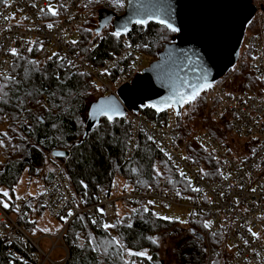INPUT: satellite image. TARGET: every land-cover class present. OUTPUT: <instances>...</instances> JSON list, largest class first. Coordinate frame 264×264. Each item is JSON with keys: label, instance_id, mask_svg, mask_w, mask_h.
<instances>
[{"label": "built area", "instance_id": "2783aa9c", "mask_svg": "<svg viewBox=\"0 0 264 264\" xmlns=\"http://www.w3.org/2000/svg\"><path fill=\"white\" fill-rule=\"evenodd\" d=\"M105 1L1 0L0 82L10 74L15 55L25 54L33 45H38L32 61L43 64L55 57L71 74L85 76L96 98L116 97L117 90L131 85L145 66L143 54L126 40L120 42L116 53L98 64L81 56L78 31L89 24L99 8L107 7ZM250 4L254 14L245 24L242 52H238L235 63L219 79L206 87L203 96L210 120L218 122L225 118L231 137L245 142L242 155L234 156L227 143H219L207 132H196L195 142L215 162L216 177L206 179L184 157V144L176 131L177 114L172 107L162 110L165 118L160 121L149 119L139 110L125 111L123 119L129 132L123 160L130 158L137 137L142 134L168 159L183 185L168 188L164 180H159L154 186L128 188L114 197L98 194L92 204L79 208L64 174L56 170L44 185L40 198L44 214L62 224L53 236H27L0 207V240L18 248L16 257L20 261L56 264L49 256L62 245V234L76 216L98 219L103 229H110L115 225L116 209L139 204L151 212L153 209H183L187 222L202 227L201 243L208 259L214 256L209 244L216 240L228 254L226 264H264V0H250ZM50 9L57 14L52 15ZM108 9L120 15L123 6L118 11ZM252 19L255 24L249 27ZM97 45L98 40H94L86 55H94ZM243 62L256 85L248 79L242 80L241 91L237 88V79ZM230 85L236 91L226 92V86ZM105 225L112 226L106 228ZM43 239L49 240L47 251L39 247ZM62 251L64 263L66 252ZM129 263L145 264L137 258Z\"/></svg>", "mask_w": 264, "mask_h": 264}, {"label": "trees", "instance_id": "16d2710c", "mask_svg": "<svg viewBox=\"0 0 264 264\" xmlns=\"http://www.w3.org/2000/svg\"><path fill=\"white\" fill-rule=\"evenodd\" d=\"M90 22L78 31V49L84 59L94 64L116 53L122 40L136 45L140 53L152 60L174 36L165 27L153 23L132 25L122 37L112 31L97 36L94 33L97 25ZM94 40H98L94 55L87 56ZM37 50L38 45H33L27 53L15 55L10 74L0 82V207L27 236L32 238L36 232L35 220L26 219L32 216V210L28 201L18 204L12 189L23 174L31 175L34 169H39L47 156L54 167L42 177V190L53 172L60 170L79 208L92 204L98 194L117 196L116 177L122 181L120 193L128 188L154 186L159 180H164L168 188L183 185L168 159L142 134L138 135L130 158L123 160L129 132L123 118L110 121L101 117L84 134L82 114L86 102L90 95L94 101L97 99L88 79L71 74L55 57L43 64L35 63L32 58ZM241 65L237 88L242 91V80L248 79L253 85L256 82L250 78L246 63ZM192 103V109H183L175 116L176 131L184 144V157L204 178L213 179L215 162L195 142L194 134L204 131L226 144V135L230 138L228 127L225 118L218 122L210 120L202 96H196ZM139 112L153 121L165 118L164 111L155 112L150 107H141ZM192 122L200 127L195 130ZM216 123L221 128H217ZM55 150L66 151L67 156L51 157L50 153ZM60 164L63 167L60 168ZM42 190L36 198V215L43 212ZM5 192L7 196L3 195ZM115 212V225L110 229H103L98 219L91 220L84 215L72 219L61 238L66 252L63 264H130L123 252L128 255L145 252L144 256H130L145 264H162L157 255V236L176 224L157 218L139 204L121 207ZM184 227L196 234L203 232L199 224L188 222ZM198 242L193 238L176 244L172 258L178 264H203L204 253ZM213 242L215 244V240ZM17 255V247L0 240V264H32L20 261Z\"/></svg>", "mask_w": 264, "mask_h": 264}, {"label": "water", "instance_id": "95a60500", "mask_svg": "<svg viewBox=\"0 0 264 264\" xmlns=\"http://www.w3.org/2000/svg\"><path fill=\"white\" fill-rule=\"evenodd\" d=\"M253 14L250 0H124L122 14L108 11L99 18L95 34L108 24L121 37L132 25L146 23L163 27L170 23L177 31L131 85L120 87L116 97H99L88 105L84 134L101 117L108 119L109 113L98 111L101 105L115 104L118 111L111 113L113 118H123L125 111L137 112L143 106L155 112L172 107L178 114L181 93L187 98L194 90L208 87L235 63L245 24ZM136 20L147 22L138 24ZM50 155L64 158L67 152L55 150ZM188 233L202 242L200 234Z\"/></svg>", "mask_w": 264, "mask_h": 264}, {"label": "rangeland", "instance_id": "374dc122", "mask_svg": "<svg viewBox=\"0 0 264 264\" xmlns=\"http://www.w3.org/2000/svg\"><path fill=\"white\" fill-rule=\"evenodd\" d=\"M124 0H106L105 4L107 7H105L104 10H101L100 8L97 11V14L93 17L91 20L92 23H95V26L98 23V20L100 17H103L106 15V13L109 11L108 7L111 8L113 11H118L122 10ZM101 15V16H100ZM90 22V23H91ZM255 21L252 19L249 23L250 26H254ZM91 28H93L92 25H90ZM105 31L111 32V26L110 24L106 25L102 31L98 34L97 36L100 35L101 33H104ZM112 33V32H111ZM174 37V36H173ZM77 36L73 37L72 40L76 41ZM173 39V38H172ZM172 41V40H171ZM244 47V44H240L239 47V52H242ZM157 56V54H156ZM156 56L154 59H150L146 56L143 55L144 58V66L147 67L148 64L156 59ZM226 92H232L236 91L235 88H233V85L226 86ZM207 91V88H203L199 91V94L197 96H204L205 92ZM94 101L93 96L90 95L86 102V109L90 103ZM192 100L190 102H183L180 111L187 110L189 111L192 109ZM148 106H143V109H146ZM190 108V109H189ZM86 109L84 113L82 114V123H84V120L86 119ZM180 113V112H179ZM184 113V111H183ZM192 126L194 129H198L200 126L199 125H193ZM217 128L220 127L219 123H216ZM221 128V127H220ZM1 131V128H0ZM200 132V131H197ZM230 136V138L226 135L225 142L229 145L232 154L236 157H239L243 153V145L245 144L244 141L234 139L231 137L229 131L227 132ZM52 157V156H51ZM60 162L58 161L57 164ZM54 164H52V160L47 156L44 158L43 165L39 169H34L31 175L29 174H23L15 187L12 189L13 195L15 198H18L17 202L18 204H24L25 201H28V206L32 210V216L30 220H35V235L32 238H37V237H42V236H53L56 232H58L61 229L62 224L59 221L50 219L47 217L44 212H40L39 215H36V208H37V201L36 198L38 197V194L42 190L41 183H42V177L46 175L51 169H53ZM59 167H63L61 164ZM114 183L116 184V191L117 194L120 193V190L122 188V181L119 178L114 179ZM22 200V201H21ZM24 200V201H23ZM152 213L159 219H162L164 221L172 222L175 223L176 225L171 227L169 231L166 233H162L159 236H157V255L159 260L161 261L162 264H178L176 260L172 258V253L173 250L176 246V244H183L187 240L190 241L193 238L189 235L187 229L184 227L185 225L188 224L187 219L185 217V212L183 209L180 208H170V209H153ZM213 241V240H212ZM212 241L209 244L210 251L214 254L213 257L208 259L207 252L205 250L204 244L200 243V246L203 250L204 253V261L203 264H226V261L228 260V254L224 253L222 251V247L218 241L215 240L212 243ZM49 246V240L48 239H43L39 241V247L43 251H47ZM64 250L63 245L58 246L54 251L50 254L49 259L52 260L56 264H63V259H64ZM228 251V247H227ZM145 253V252H144ZM123 257L128 258L131 260L132 258H136L135 256H130L128 253L123 252ZM129 260V261H130Z\"/></svg>", "mask_w": 264, "mask_h": 264}, {"label": "snow or ice", "instance_id": "6c2138e0", "mask_svg": "<svg viewBox=\"0 0 264 264\" xmlns=\"http://www.w3.org/2000/svg\"><path fill=\"white\" fill-rule=\"evenodd\" d=\"M50 11H52V15H56L57 13L53 10L50 9ZM146 20H136L135 23L141 24V23H146ZM160 23H165L163 20L160 21ZM52 26L49 25V28H51ZM165 27L168 28L170 31L172 32H176L177 28L173 27L170 23H165ZM126 31V29H124ZM120 32H116L114 33V35L116 36H120ZM73 44H75V41H72ZM13 54L15 55V50H13ZM210 86V85H208ZM199 94L198 90H194L189 96H187V98H185V95L183 93L180 94L181 100L185 103L190 102L191 100H194L196 98V96ZM159 110V109H157ZM98 111L100 113H109L108 115V119L111 121L112 120V115L111 113H115L118 111L117 107L115 106V104H107V105H101V107L98 109ZM3 195L7 196V192L3 193ZM4 207L7 208L8 205L4 204ZM161 219H165V218H161ZM112 225H105V227H111ZM155 243V241H153ZM129 255H139V256H144V253H129ZM149 259H151L149 257Z\"/></svg>", "mask_w": 264, "mask_h": 264}]
</instances>
